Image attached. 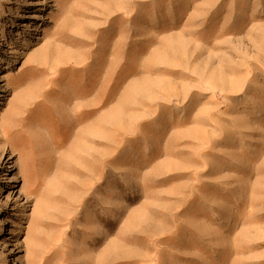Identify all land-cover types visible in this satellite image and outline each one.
Listing matches in <instances>:
<instances>
[{"label": "rangeland", "instance_id": "374dc122", "mask_svg": "<svg viewBox=\"0 0 264 264\" xmlns=\"http://www.w3.org/2000/svg\"><path fill=\"white\" fill-rule=\"evenodd\" d=\"M0 264H264V0H0Z\"/></svg>", "mask_w": 264, "mask_h": 264}, {"label": "bare ground", "instance_id": "6f19581e", "mask_svg": "<svg viewBox=\"0 0 264 264\" xmlns=\"http://www.w3.org/2000/svg\"><path fill=\"white\" fill-rule=\"evenodd\" d=\"M76 93L78 94V92H76ZM77 94H76V95H77ZM79 94H80V93H79ZM81 94H82V93H81ZM74 96H75V93H74ZM79 96H80V95H79ZM82 96H83V94H82ZM73 98H74V97H73ZM77 98H78V97H77ZM81 98H82V97H81ZM63 99H64V98H63ZM64 100H65V99H64ZM70 100H71V98H70ZM73 100H75V99H73ZM80 100H81V99H80ZM66 102H67V99H66ZM66 102H64V103L66 104ZM79 102H80V101H79ZM23 103H24V102H23ZM67 104H68V103H67ZM67 104H66V105H67ZM62 111H63V110H62ZM64 111L67 112V109L64 110ZM60 113H61V112H60ZM65 114H66V113H65ZM65 114H64V116H65ZM61 115L63 116L62 113H61ZM62 116H61V117H62ZM64 116H63V118H65ZM76 117H77V116H76ZM64 120H65V119H64ZM11 122H13V121H12V120H10V122L8 121V124L10 123V125L13 127V124H14V123L11 124ZM2 127H3V126H2ZM2 129H4V128H2ZM14 129H16V128H14ZM3 131H4V130H3ZM5 131H6V130H5ZM91 131H92V130H91ZM9 132H10V131H9ZM9 132H8V133H9ZM76 132H77V131H76ZM4 133H5V132H4ZM4 133H3V134H4ZM6 134H7V133H6ZM3 136H4V135H3ZM34 137H35V136H34ZM4 138H5V137H4ZM4 140H5V139H4ZM15 145H16V144H15ZM11 146H12V145H11ZM16 148H17V147H16ZM15 151H16V149H15ZM15 151H14V152H15ZM31 153H32V152H31ZM31 153H30V154H31Z\"/></svg>", "mask_w": 264, "mask_h": 264}]
</instances>
